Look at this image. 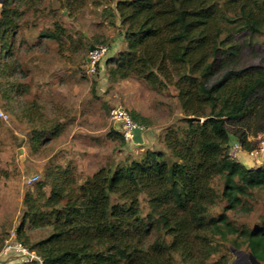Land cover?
Masks as SVG:
<instances>
[{
	"label": "trees",
	"instance_id": "16d2710c",
	"mask_svg": "<svg viewBox=\"0 0 264 264\" xmlns=\"http://www.w3.org/2000/svg\"><path fill=\"white\" fill-rule=\"evenodd\" d=\"M46 1H2L5 60L15 56L24 15L43 12ZM55 1L68 17L89 4L104 6L120 22L126 42L106 61L109 81L135 77L153 87L172 85L183 118L165 129L164 148L101 167L84 179L72 161L65 166L48 162L26 192L17 239L43 264H234L232 252L243 248L264 264V221L250 228L229 216L250 213L251 191L264 189V164L247 167L230 154L234 142L249 149L248 130L264 131V64L248 63L221 47L220 0ZM248 1L259 6L261 0ZM48 11L57 16L52 4ZM258 35L264 29L255 25L243 37V48L255 50ZM41 37L60 46L67 30L55 20ZM19 67L15 58L12 67L0 65V75L6 80ZM7 83L5 89L0 83L6 102L29 91ZM31 104L35 108V101ZM130 115L144 129L148 126L138 113ZM64 126L56 121L34 128L32 145L37 149L56 140ZM109 136L127 143L120 132ZM221 203L222 212L213 215ZM37 229L48 234L31 241L27 232ZM223 248L227 251L219 259H211Z\"/></svg>",
	"mask_w": 264,
	"mask_h": 264
},
{
	"label": "rangeland",
	"instance_id": "374dc122",
	"mask_svg": "<svg viewBox=\"0 0 264 264\" xmlns=\"http://www.w3.org/2000/svg\"><path fill=\"white\" fill-rule=\"evenodd\" d=\"M3 0H0V8ZM57 9V16L48 11ZM55 0L42 5L43 12H27L20 29L14 58L5 60L0 48V65L12 67L14 59L20 67L6 80L0 75L2 89L7 81L24 85L11 102H6L0 92V108L8 120H0V251L13 230L18 231L25 211L26 192L32 188L33 176H43L50 161L65 166L72 161L79 178L84 179L98 169L125 161L138 160L149 149L164 148L162 135L166 128L183 118V112L172 85L153 87L139 78H128L116 83L108 79L106 61L126 47L120 22L104 6L89 4L72 16H67ZM60 20L67 30L62 45L41 37V32L53 28ZM116 21L115 24H111ZM34 23L36 25H34ZM218 25L221 29V47L239 54L252 64H264V35H258L260 44L255 50L243 48V37L257 25L264 29V0L253 6L248 0L231 2L220 0ZM80 44L81 48L77 45ZM107 45L109 50L95 73L87 70L89 49L93 45ZM1 74V72H0ZM35 101V108H30ZM122 105L130 113H138L147 125L142 145L125 143L110 137L111 131L120 132V126L111 120V109ZM63 123L62 134L54 141L43 143L37 149L32 145L34 128L53 122ZM263 132L248 130V148L242 146L234 157L247 167L264 164V153L259 150ZM250 213L235 215L233 222L254 227L264 221V189L251 191L248 198ZM225 203L217 205L213 215L222 212ZM31 241L45 237L48 230L27 232ZM227 243V247H228ZM223 251L211 259L217 260ZM235 264H253L249 251L232 252Z\"/></svg>",
	"mask_w": 264,
	"mask_h": 264
},
{
	"label": "built area",
	"instance_id": "2783aa9c",
	"mask_svg": "<svg viewBox=\"0 0 264 264\" xmlns=\"http://www.w3.org/2000/svg\"><path fill=\"white\" fill-rule=\"evenodd\" d=\"M94 49L89 51L87 59V70L89 73H95L100 62L108 53L107 45H93ZM111 120L120 126V133L127 143L135 144L133 141V130L141 127L131 117L130 112L122 105H116L111 109ZM8 114L0 108V120H8ZM142 131L144 132V128ZM143 136V133H142ZM242 150V145L234 142L230 148V154L234 157ZM259 150L264 153V136L259 139ZM39 179V176H33L29 183L33 184ZM38 262L43 264L41 257L26 244L17 239V231L13 230L6 238L3 248L0 251V264H32Z\"/></svg>",
	"mask_w": 264,
	"mask_h": 264
},
{
	"label": "water",
	"instance_id": "95a60500",
	"mask_svg": "<svg viewBox=\"0 0 264 264\" xmlns=\"http://www.w3.org/2000/svg\"><path fill=\"white\" fill-rule=\"evenodd\" d=\"M90 49L93 50V49H94V46H92ZM133 133H134V136H133V141H134V143H135V144H138V145H142L143 142H144V139H143V136H142V133H143L142 128L139 127V126L136 127V128L133 130ZM249 257H250V259H251V261H252L253 264H261L260 262H258V261L255 259V257H254L253 255L250 254ZM234 264H235V263H234Z\"/></svg>",
	"mask_w": 264,
	"mask_h": 264
}]
</instances>
